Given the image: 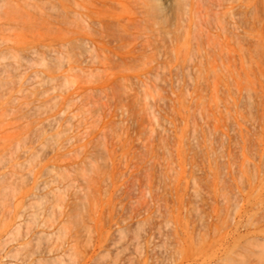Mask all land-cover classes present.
<instances>
[{
  "label": "rangeland",
  "instance_id": "rangeland-1",
  "mask_svg": "<svg viewBox=\"0 0 264 264\" xmlns=\"http://www.w3.org/2000/svg\"><path fill=\"white\" fill-rule=\"evenodd\" d=\"M0 264H264V0H0Z\"/></svg>",
  "mask_w": 264,
  "mask_h": 264
}]
</instances>
